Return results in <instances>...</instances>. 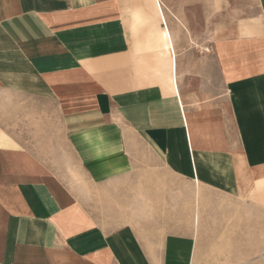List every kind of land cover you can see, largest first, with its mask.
<instances>
[{
	"label": "crops",
	"instance_id": "obj_1",
	"mask_svg": "<svg viewBox=\"0 0 264 264\" xmlns=\"http://www.w3.org/2000/svg\"><path fill=\"white\" fill-rule=\"evenodd\" d=\"M264 262V0H0V264Z\"/></svg>",
	"mask_w": 264,
	"mask_h": 264
},
{
	"label": "rangeland",
	"instance_id": "obj_2",
	"mask_svg": "<svg viewBox=\"0 0 264 264\" xmlns=\"http://www.w3.org/2000/svg\"><path fill=\"white\" fill-rule=\"evenodd\" d=\"M195 264H264V262H195Z\"/></svg>",
	"mask_w": 264,
	"mask_h": 264
}]
</instances>
